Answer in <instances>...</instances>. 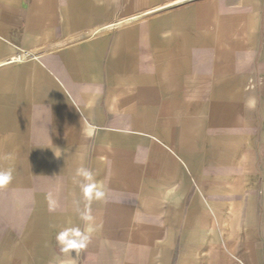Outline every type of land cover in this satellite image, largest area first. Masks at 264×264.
Instances as JSON below:
<instances>
[{
    "label": "crops",
    "instance_id": "1",
    "mask_svg": "<svg viewBox=\"0 0 264 264\" xmlns=\"http://www.w3.org/2000/svg\"><path fill=\"white\" fill-rule=\"evenodd\" d=\"M8 167L0 264H264V0H0Z\"/></svg>",
    "mask_w": 264,
    "mask_h": 264
},
{
    "label": "clouds",
    "instance_id": "2",
    "mask_svg": "<svg viewBox=\"0 0 264 264\" xmlns=\"http://www.w3.org/2000/svg\"><path fill=\"white\" fill-rule=\"evenodd\" d=\"M13 167L0 168V189L7 187L13 180ZM77 176L82 178L81 191L83 196L89 200H104L106 192L102 186L93 181V174L91 170L87 168L77 169ZM86 220H91V217H84ZM94 231L93 226H89L81 231L76 227H66L56 235L57 244L60 246V250L65 253L73 251H79L84 249L91 240L92 233Z\"/></svg>",
    "mask_w": 264,
    "mask_h": 264
},
{
    "label": "built area",
    "instance_id": "3",
    "mask_svg": "<svg viewBox=\"0 0 264 264\" xmlns=\"http://www.w3.org/2000/svg\"><path fill=\"white\" fill-rule=\"evenodd\" d=\"M34 56V52L32 51H26V50H21L17 53H15L10 59H8L9 61H22V60H26L28 58H31Z\"/></svg>",
    "mask_w": 264,
    "mask_h": 264
},
{
    "label": "rangeland",
    "instance_id": "4",
    "mask_svg": "<svg viewBox=\"0 0 264 264\" xmlns=\"http://www.w3.org/2000/svg\"><path fill=\"white\" fill-rule=\"evenodd\" d=\"M33 52V51H32Z\"/></svg>",
    "mask_w": 264,
    "mask_h": 264
}]
</instances>
